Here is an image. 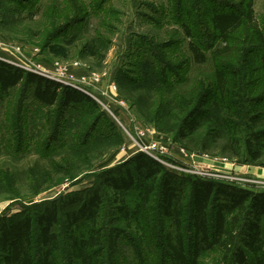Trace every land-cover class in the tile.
<instances>
[{
	"label": "trees",
	"instance_id": "trees-1",
	"mask_svg": "<svg viewBox=\"0 0 264 264\" xmlns=\"http://www.w3.org/2000/svg\"><path fill=\"white\" fill-rule=\"evenodd\" d=\"M253 5L216 0L205 5L200 23L184 12L193 84L178 75L180 66L156 60L154 44L139 36L141 72L122 91L144 88L148 96L134 99L140 117L189 156L217 154L264 168V20L255 18ZM253 77L261 82L255 88ZM256 89L258 98L248 96ZM27 95L34 116L23 125ZM56 105L57 115L48 111ZM120 133L86 95L0 60L2 151L35 158L24 169L31 196L18 200L23 210L0 216V264H200L214 250L221 264H264L263 189L182 174L142 152L109 166L111 156L92 172L109 138L122 143ZM27 139L36 145L27 146ZM18 181L0 170V192L18 196ZM72 181L87 185L34 203L64 182L73 187Z\"/></svg>",
	"mask_w": 264,
	"mask_h": 264
},
{
	"label": "rangeland",
	"instance_id": "rangeland-1",
	"mask_svg": "<svg viewBox=\"0 0 264 264\" xmlns=\"http://www.w3.org/2000/svg\"><path fill=\"white\" fill-rule=\"evenodd\" d=\"M215 1L0 0V60L27 73L52 80L63 87L73 89L70 86L74 84L78 88H84L101 96L111 106V112L118 116L126 127L130 128V126L136 125L146 129L149 133L153 132L152 139L168 146L167 154L175 156L186 167L192 165L193 170L201 173L230 175L236 179L244 180L235 182V184L254 186L246 184L245 181L263 179L264 177L248 175L246 167L235 171L234 167H241L237 165L236 161L221 158L217 154H192L191 156H204L205 159L215 163L219 161L223 167L211 168L191 161V156L185 154L180 145L172 143L170 136L157 132L152 124L145 122L140 117L139 110L134 105V99L141 96L144 100V96H148L144 88L135 93L127 91L125 94L122 91L123 84L128 80H135L136 75L141 72L140 64L138 65L142 60L140 57L142 46L138 44L141 39L139 36H143L142 40L145 42L154 44L153 49L157 51L156 60L164 58L166 62L180 66L182 69L178 75L185 80L190 79V84H193L190 55L186 47L188 39L184 38L181 25L184 22L188 23L189 17L192 22L200 23L203 20L205 5ZM232 1L239 2L240 0ZM102 4L103 6L99 9V5ZM253 9L255 18L259 22L263 21L264 0H254ZM184 12H190V16L188 17V14L186 15ZM71 21L74 24L68 30L54 34L61 25ZM167 42H171L172 45L161 50L155 49ZM131 51L134 52V57L129 58ZM109 79L114 80L118 87L117 92L113 94L107 88L106 82ZM258 83H261L259 77L258 79L257 77L249 79L251 88H255ZM23 87L24 85L21 83L12 93L13 98L19 97ZM261 92L256 89L248 96L258 98ZM111 96L117 97L116 102L112 101L114 99L108 100V97ZM26 99L24 102L25 111L20 116L23 125L29 123L25 117L34 116L30 114L32 106L35 105L34 101L28 95ZM50 110L55 115L58 114L57 105L48 111ZM86 120L89 122L92 119L87 117ZM36 123L37 121L33 127ZM77 130L81 129L72 128L71 132ZM138 130L141 129L138 128ZM120 132L122 143L118 145L117 138H109L110 147L94 163L92 172L98 171L100 165L111 156L113 159L109 166L120 163L138 152L132 139L124 134L123 130ZM47 135L46 132H43L41 139H45ZM25 142L29 147L36 145V140L27 139ZM23 148L25 149L26 145ZM2 150L4 149L0 145V170L3 171V174L11 172L19 181L21 180V184L16 197H9L8 193L7 195L0 192V216L14 215L24 208V205H21L18 200L31 196L28 187H24L28 186L24 169L26 164H31L35 158L31 154L26 156V151L19 154L18 157L6 156ZM182 152L187 159L178 158L177 154ZM263 163L264 155L261 160V164ZM227 165L231 167H226ZM252 167L263 169L261 165ZM69 184L70 182H64L50 191L40 193L34 198V203L43 198H54L63 191L80 190L87 185V181H79L76 184L72 181L73 187H69ZM256 187L261 189L259 186ZM119 226L123 227L122 224ZM200 264H221V254L217 250L207 253L202 257Z\"/></svg>",
	"mask_w": 264,
	"mask_h": 264
},
{
	"label": "built area",
	"instance_id": "built-area-1",
	"mask_svg": "<svg viewBox=\"0 0 264 264\" xmlns=\"http://www.w3.org/2000/svg\"><path fill=\"white\" fill-rule=\"evenodd\" d=\"M107 88L110 90L111 94L117 92L118 87L115 83L114 80H108L106 82ZM67 85V84H65ZM73 86H70L71 88L81 92L82 94L86 95L90 99H92L100 108L101 111H103L105 114H107L111 120L114 122L115 126L121 131L123 130L124 134H126L132 141L136 144L138 152H142L146 154L147 156L151 157L161 165L175 170L179 173L182 174H188V175H195L199 176L202 178H207V179H214V180H220V181H225L229 183H235L238 181H244V180H239L234 177H231L230 175L226 174H221V173H201L197 172L192 169L191 166H184L182 165L175 156L167 154L168 151V146L164 145L163 143L157 142L156 140L152 139L153 132H148L144 128H140L139 126L134 125L133 127L130 126V128L126 127L121 121L120 118L116 115H114L111 112V106L103 100V98L99 95L93 94L90 91L84 89V88H78L76 85L72 84ZM112 100L113 102H116L117 97L116 96H111L108 97V100ZM141 130H138V128ZM134 128V129H133ZM169 145V144H168ZM166 147V148H165ZM170 147V146H169ZM171 148V147H170ZM167 151V152H166ZM170 159V160H168ZM246 184H252L255 187L259 186L261 189L264 190V178L263 179H258V180H246ZM257 188V187H256Z\"/></svg>",
	"mask_w": 264,
	"mask_h": 264
},
{
	"label": "crops",
	"instance_id": "crops-1",
	"mask_svg": "<svg viewBox=\"0 0 264 264\" xmlns=\"http://www.w3.org/2000/svg\"><path fill=\"white\" fill-rule=\"evenodd\" d=\"M178 158L180 159H187L186 155L182 152V153H178L177 154ZM128 158V156H127ZM206 157H201V156H191V161L193 162H197L198 164H202L204 166H207V167H211V168H216V167H223V164H221L219 161L218 162H213V161H209L207 159H205ZM126 160V159H125ZM124 161V160H123ZM226 167H231L229 165H227ZM242 167H246L248 170V175L250 176H257V177H261L263 178L264 177V168L262 169H256L252 166H241V167H234V170L237 171L238 169H241ZM224 169H229L231 170L230 168H224Z\"/></svg>",
	"mask_w": 264,
	"mask_h": 264
},
{
	"label": "water",
	"instance_id": "water-1",
	"mask_svg": "<svg viewBox=\"0 0 264 264\" xmlns=\"http://www.w3.org/2000/svg\"><path fill=\"white\" fill-rule=\"evenodd\" d=\"M66 190V189H65Z\"/></svg>",
	"mask_w": 264,
	"mask_h": 264
}]
</instances>
